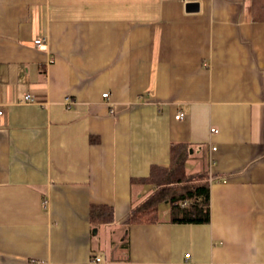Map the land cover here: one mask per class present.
Listing matches in <instances>:
<instances>
[{"label": "crops", "instance_id": "crops-1", "mask_svg": "<svg viewBox=\"0 0 264 264\" xmlns=\"http://www.w3.org/2000/svg\"><path fill=\"white\" fill-rule=\"evenodd\" d=\"M0 109V264H264V0H0ZM179 144L210 222L126 226Z\"/></svg>", "mask_w": 264, "mask_h": 264}, {"label": "trees", "instance_id": "trees-1", "mask_svg": "<svg viewBox=\"0 0 264 264\" xmlns=\"http://www.w3.org/2000/svg\"><path fill=\"white\" fill-rule=\"evenodd\" d=\"M191 150L185 144L171 148L169 166L155 165L148 178L142 180L153 187V192L137 208L132 209L125 220L126 226L157 224L162 209L170 210V222L180 224H206L211 220L209 183L200 182L202 175L187 172L186 163ZM197 177V179H196ZM93 224H112L114 211L111 207L93 206Z\"/></svg>", "mask_w": 264, "mask_h": 264}, {"label": "built area", "instance_id": "built-area-1", "mask_svg": "<svg viewBox=\"0 0 264 264\" xmlns=\"http://www.w3.org/2000/svg\"><path fill=\"white\" fill-rule=\"evenodd\" d=\"M182 1H187V0H182ZM35 45L38 47H45V40L44 39H38L35 41ZM104 97L105 98L109 97V93L104 94ZM25 100L29 102V101H32L33 98L31 95L28 94V95H26ZM3 115H4V111L2 109H0V117ZM182 117H183V114L177 116L178 119H180ZM212 132L216 133L218 131L213 129ZM189 256L190 255H187V257H189ZM100 262H101V259L97 258V259L93 260L92 264H98Z\"/></svg>", "mask_w": 264, "mask_h": 264}, {"label": "water", "instance_id": "water-1", "mask_svg": "<svg viewBox=\"0 0 264 264\" xmlns=\"http://www.w3.org/2000/svg\"><path fill=\"white\" fill-rule=\"evenodd\" d=\"M191 6V4H188V7H190ZM94 232H97V229H94Z\"/></svg>", "mask_w": 264, "mask_h": 264}, {"label": "rangeland", "instance_id": "rangeland-1", "mask_svg": "<svg viewBox=\"0 0 264 264\" xmlns=\"http://www.w3.org/2000/svg\"><path fill=\"white\" fill-rule=\"evenodd\" d=\"M201 182H202V180H201ZM163 210V209H162Z\"/></svg>", "mask_w": 264, "mask_h": 264}]
</instances>
